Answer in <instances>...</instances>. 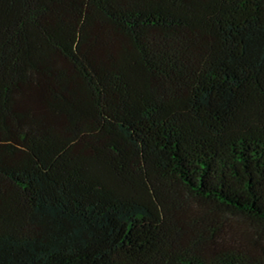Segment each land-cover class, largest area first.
<instances>
[{"label":"trees","instance_id":"1","mask_svg":"<svg viewBox=\"0 0 264 264\" xmlns=\"http://www.w3.org/2000/svg\"><path fill=\"white\" fill-rule=\"evenodd\" d=\"M0 264H264V0H0Z\"/></svg>","mask_w":264,"mask_h":264},{"label":"rangeland","instance_id":"2","mask_svg":"<svg viewBox=\"0 0 264 264\" xmlns=\"http://www.w3.org/2000/svg\"><path fill=\"white\" fill-rule=\"evenodd\" d=\"M235 219L234 221L236 222L238 227H249L250 222L246 219H243L241 217H233Z\"/></svg>","mask_w":264,"mask_h":264}]
</instances>
